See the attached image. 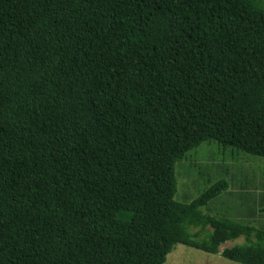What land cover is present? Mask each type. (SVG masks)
<instances>
[{"label": "trees", "instance_id": "1", "mask_svg": "<svg viewBox=\"0 0 264 264\" xmlns=\"http://www.w3.org/2000/svg\"><path fill=\"white\" fill-rule=\"evenodd\" d=\"M210 140L264 157L255 0H0V264H165L240 237L224 256L263 263V230L203 211L226 180L176 200Z\"/></svg>", "mask_w": 264, "mask_h": 264}, {"label": "rangeland", "instance_id": "2", "mask_svg": "<svg viewBox=\"0 0 264 264\" xmlns=\"http://www.w3.org/2000/svg\"><path fill=\"white\" fill-rule=\"evenodd\" d=\"M255 2L264 10V0ZM263 159L264 157L231 146L224 148L217 140L206 141L200 147L189 151L184 159L177 163L176 200L190 203L211 185L226 180L228 190L204 207L203 211L207 213L208 207L213 206L215 209L208 212L227 218L231 216V211H236L235 217L231 218L243 224H252L258 230L264 231V210H260L264 208V193H260L264 187V166L258 163ZM260 195H263L261 203L258 201ZM250 211H256V215L249 214ZM192 229L190 228V232ZM244 242L242 237L236 242L226 243L221 247L219 254L178 244L168 255L165 264H242L225 257L224 253L226 249L243 245ZM263 263L259 261L255 264Z\"/></svg>", "mask_w": 264, "mask_h": 264}, {"label": "crops", "instance_id": "3", "mask_svg": "<svg viewBox=\"0 0 264 264\" xmlns=\"http://www.w3.org/2000/svg\"><path fill=\"white\" fill-rule=\"evenodd\" d=\"M253 162H256V161H253ZM258 163L261 164L262 166H264V159H263L262 161H259ZM261 190H262V191H261L260 193L263 194V193H264V187H263ZM262 197H263V195H260V196H259L258 201H259L260 203H261V199H262ZM234 208H235V207H234ZM260 210H264V208H263V209L260 208ZM207 211H208V209H207ZM236 213H237L236 211H231V214H230V215H231L232 217H235V214H236ZM249 214H251V215H256V211H254V212H253V211H250ZM231 216H229V218L235 220L234 218H231ZM235 221H238V220H235ZM248 225H252V224H248ZM253 226H254V225H253ZM255 227H256V226H255ZM256 228H257V227H256ZM241 238H242V237H240L239 239H241ZM243 238H244V237H243ZM244 239H245V238H244ZM237 240H238V239H237ZM237 240H235V241H231V243H232V242H236ZM228 243H230V242H228ZM244 243H246V239H245V242H244Z\"/></svg>", "mask_w": 264, "mask_h": 264}]
</instances>
